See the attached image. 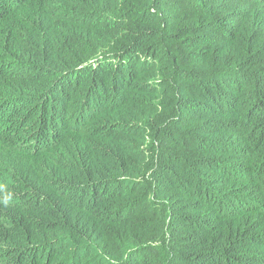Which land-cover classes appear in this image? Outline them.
<instances>
[{
  "label": "trees",
  "instance_id": "16d2710c",
  "mask_svg": "<svg viewBox=\"0 0 264 264\" xmlns=\"http://www.w3.org/2000/svg\"><path fill=\"white\" fill-rule=\"evenodd\" d=\"M0 264H264V0H0Z\"/></svg>",
  "mask_w": 264,
  "mask_h": 264
}]
</instances>
